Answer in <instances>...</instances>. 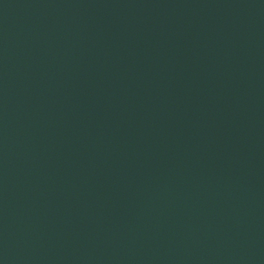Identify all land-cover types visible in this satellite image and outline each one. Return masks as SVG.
<instances>
[{
    "label": "water",
    "instance_id": "1",
    "mask_svg": "<svg viewBox=\"0 0 264 264\" xmlns=\"http://www.w3.org/2000/svg\"><path fill=\"white\" fill-rule=\"evenodd\" d=\"M0 264H264V0H0Z\"/></svg>",
    "mask_w": 264,
    "mask_h": 264
}]
</instances>
